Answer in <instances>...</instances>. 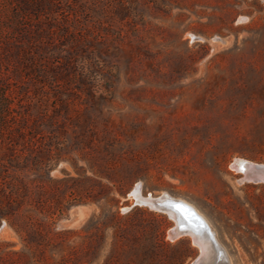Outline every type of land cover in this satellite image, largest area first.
<instances>
[{"label":"rangeland","instance_id":"374dc122","mask_svg":"<svg viewBox=\"0 0 264 264\" xmlns=\"http://www.w3.org/2000/svg\"><path fill=\"white\" fill-rule=\"evenodd\" d=\"M234 160L264 165V0H0V264H191L136 184L264 264Z\"/></svg>","mask_w":264,"mask_h":264},{"label":"water","instance_id":"95a60500","mask_svg":"<svg viewBox=\"0 0 264 264\" xmlns=\"http://www.w3.org/2000/svg\"><path fill=\"white\" fill-rule=\"evenodd\" d=\"M231 168L242 174L245 173V178H242L244 180L256 182L258 179L257 181L264 182V165H256L245 160H234ZM250 174H255V180H249ZM131 194L134 198L136 197V205L147 206L152 210L166 213L174 221V226L167 233L170 240L181 236L191 238L193 244L199 249V254L191 264H227L224 252L214 240L201 216L188 205L166 193L158 196H142L139 184L135 185ZM210 243L213 249L210 248Z\"/></svg>","mask_w":264,"mask_h":264},{"label":"bare ground","instance_id":"6f19581e","mask_svg":"<svg viewBox=\"0 0 264 264\" xmlns=\"http://www.w3.org/2000/svg\"><path fill=\"white\" fill-rule=\"evenodd\" d=\"M243 177L245 178V173H243ZM255 174H250V179L249 180H255ZM241 180H244V179H241ZM258 180V179H257ZM256 180V182H263V181H257ZM136 198V197H135ZM202 218V220H203V222H204V224L208 227V229H209V226H208V224H207V221H206V219H204L203 217H201ZM209 231L212 233V236H213V238H214V240L216 241V239H215V237H214V235H213V232L209 229ZM216 243L218 244V246L222 249V251H223V248H222V246L216 241ZM210 245V248H212L213 249V246L211 245V243L209 244ZM224 252V251H223ZM224 254H225V252H224ZM226 256V255H225ZM226 260H227V257H226ZM227 264H228V261H227Z\"/></svg>","mask_w":264,"mask_h":264}]
</instances>
